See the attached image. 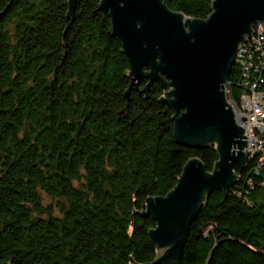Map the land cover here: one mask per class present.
I'll return each instance as SVG.
<instances>
[{
	"label": "trees",
	"instance_id": "1",
	"mask_svg": "<svg viewBox=\"0 0 264 264\" xmlns=\"http://www.w3.org/2000/svg\"><path fill=\"white\" fill-rule=\"evenodd\" d=\"M68 1L0 0V264H155L146 203L192 159L211 174L216 148L176 142L160 85L130 89L101 0H78L71 18ZM161 1L201 21L214 2ZM258 158L201 203L178 264H264Z\"/></svg>",
	"mask_w": 264,
	"mask_h": 264
},
{
	"label": "water",
	"instance_id": "2",
	"mask_svg": "<svg viewBox=\"0 0 264 264\" xmlns=\"http://www.w3.org/2000/svg\"><path fill=\"white\" fill-rule=\"evenodd\" d=\"M77 1H68V18ZM100 10L128 60L130 89L147 81L141 93L147 95L155 83L166 92L163 103L173 113L176 142L188 148L217 144L211 174L192 159L171 193L146 203L156 224L151 241L167 249L155 264H178L201 203L234 185L247 161L245 128L235 123L225 86L238 46L253 29L264 28V0H214L204 21L173 13L161 0H101Z\"/></svg>",
	"mask_w": 264,
	"mask_h": 264
},
{
	"label": "rangeland",
	"instance_id": "3",
	"mask_svg": "<svg viewBox=\"0 0 264 264\" xmlns=\"http://www.w3.org/2000/svg\"><path fill=\"white\" fill-rule=\"evenodd\" d=\"M258 29L259 28L256 27L255 29H253V31H257ZM258 34H260V33H258ZM259 37H260V35H259ZM252 38H253L252 33H251V37H249V38L247 36H245L244 39L246 41L244 43H241L238 46V48L236 50L235 58H234L235 61L233 62V66H232L231 72H230V74H231L232 70L236 71V69H237L238 71H236V73H238L239 77H240V80L236 81L237 84H236V82H234L236 84V86L239 87V89L241 90L237 99H234V97H232V94H231L232 84L230 83V81L228 82V84H226V88H225V94H226L227 102H228V105L230 106V108L233 112V115L235 117L234 120H235L236 125L238 127H242V128L246 129V130L244 129L245 130L244 135L246 137L245 141L248 142V145H247L246 150H243V153L246 156H247V151L249 150V145H251V144L255 145L254 149H256V148H259L258 146L260 144H262L261 141H257L253 138L254 134H253L252 129H254V130L257 129V131L260 132L261 134H263L261 129H264V118L261 117L264 115V97H260V96L256 95L255 93L253 94L252 90L256 89L255 85H257V84L254 83V81H251L252 78L248 79V78H244V76H243V72L247 73L246 69H248V67H249L250 72L254 71L253 75H256L257 77L259 76L258 81L263 84V82L260 79V76H262V74L259 73V69L261 68V65H262V62L264 59H262V57H257L256 59H253L255 54H257L258 51H260L261 47L263 46V43H261L262 44L261 47H258L257 45H255L253 43V46L255 47V49L252 46H251V50L248 49V50L244 51L241 49V47L243 45H246V43L251 42ZM252 42H254V41H252ZM242 51H244V52H242ZM252 51H255V52H252ZM258 54H260L261 56L264 57V54H261V53H258ZM238 58L239 59L244 58L245 63H243L241 59H240V62H238ZM250 61H252V64H249ZM248 76L252 77L251 73H249ZM244 80L246 82L247 81H249V82L246 83V82H244ZM143 83H145V84L143 87H141L143 85ZM147 83H148L147 81H143L140 85H138V89H141V91H142L145 88V86L147 85ZM152 87L153 86H151V88ZM151 88L148 89L149 92H150ZM263 88H264V86H263ZM164 93H166V92H164ZM167 93H169V92H167ZM141 94L145 95L144 93H141ZM165 98H166V94H165L163 99H165ZM164 104L167 106L166 103H164ZM258 122H260V124H258ZM210 146L216 147L217 144L211 143V144L207 145V147H210ZM257 153H258V151L256 150L255 154H257ZM166 251H167V249H162V250L158 249L157 260L159 258H161Z\"/></svg>",
	"mask_w": 264,
	"mask_h": 264
},
{
	"label": "built area",
	"instance_id": "4",
	"mask_svg": "<svg viewBox=\"0 0 264 264\" xmlns=\"http://www.w3.org/2000/svg\"><path fill=\"white\" fill-rule=\"evenodd\" d=\"M257 28H259L257 31H253L254 33H253V38H252V40H251V42H248V43H246V45H243L242 47H241V49L242 50H244V51H246V50H251V46L252 47H254L253 46V43L255 44V45H257L258 47H261L262 46V44L261 43H263V46L261 47V49H260V51H258V53H261V54H264V28L263 27H261V26H258ZM258 33H260V34H258ZM258 35V36H257ZM259 35H260V37H259ZM252 41H254V42H252ZM254 49H255V47H254ZM244 51H242V52H244ZM252 52H255V51H252ZM251 52V53H252ZM257 52V51H256ZM255 54V56H254V58L253 59H256L257 57H262V59H264V57L263 56H261L260 54ZM237 58V57H236ZM241 60H242V62L243 63H245V59L244 58H240ZM240 59L238 58V62H240ZM235 61V60H234ZM249 64H252V61H250V63ZM247 70V73H244L243 72V76H244V78H252L251 79V81H254V83H256L257 85H255L256 87V89H253L252 90V93L254 94H256V95H258V96H260V97H264V88H263V86H264V60H263V62H262V65H261V68L259 69V73L260 74H262V76H260V79H261V81L263 82V84L262 83H260L259 81H258V77L256 76V75H253L254 74V71H251L250 72V69H249V67H248V69H246ZM249 73H251V75H252V77H250V76H248V74ZM253 76H254V78H253ZM244 82H246L245 80H244ZM249 81H247L246 83H248ZM261 117H263L264 118V115L263 116H261ZM258 124H260V122H258ZM246 130V129H245ZM262 130V132H263V134H261L260 132H258L257 131V129H252V131H253V134H254V136H253V138L255 139V140H257V141H261V143L262 144H260L258 147L259 148H256V149H254L255 148V145H249V150L247 151V156H248V158L250 157V158H255V157H259L258 158V161H259V164H258V167H260V166H262L263 164H264V129H261ZM263 135V136H262ZM256 150L258 151V153L257 154H255V152H256ZM259 170V169H258ZM255 174H258V171L256 170L255 171Z\"/></svg>",
	"mask_w": 264,
	"mask_h": 264
},
{
	"label": "bare ground",
	"instance_id": "5",
	"mask_svg": "<svg viewBox=\"0 0 264 264\" xmlns=\"http://www.w3.org/2000/svg\"><path fill=\"white\" fill-rule=\"evenodd\" d=\"M254 32H255V31H254ZM254 32H252V34H253ZM236 81H239V80L236 78ZM225 88H226V86H225ZM244 132H245V130H244Z\"/></svg>",
	"mask_w": 264,
	"mask_h": 264
}]
</instances>
